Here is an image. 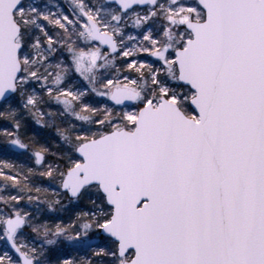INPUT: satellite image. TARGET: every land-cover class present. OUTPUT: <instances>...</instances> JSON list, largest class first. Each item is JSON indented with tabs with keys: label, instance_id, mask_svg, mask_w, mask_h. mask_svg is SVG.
I'll return each mask as SVG.
<instances>
[{
	"label": "snow or ice",
	"instance_id": "6c2138e0",
	"mask_svg": "<svg viewBox=\"0 0 264 264\" xmlns=\"http://www.w3.org/2000/svg\"><path fill=\"white\" fill-rule=\"evenodd\" d=\"M0 264H264V0H0Z\"/></svg>",
	"mask_w": 264,
	"mask_h": 264
}]
</instances>
